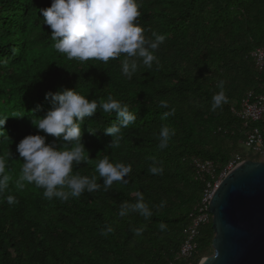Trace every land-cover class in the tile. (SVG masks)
Masks as SVG:
<instances>
[{"label": "trees", "instance_id": "trees-1", "mask_svg": "<svg viewBox=\"0 0 264 264\" xmlns=\"http://www.w3.org/2000/svg\"><path fill=\"white\" fill-rule=\"evenodd\" d=\"M51 3L0 0V118L9 117L0 128V156L11 176L0 195V264H199L212 247V217L199 228L191 258L177 255L206 185L216 182L240 151L242 126L231 109L248 92L264 97V71H257L250 56L264 47V0H138V23L145 36L156 32L166 39L154 53L158 63L141 66L131 79L122 74L119 59L79 62L56 51L50 26L43 24L39 12ZM219 80L226 81L228 103L212 111ZM50 88L58 89L52 93L78 90L98 103L96 115L86 117L82 126L91 160L74 165L73 173L95 175L103 184L95 165L107 155L113 163L131 165L127 183L114 182L108 191H85L66 202L47 200L43 189L32 184L23 190L15 187L23 163L17 152L20 141L29 135H43L47 143L56 140L37 133L28 122L52 108L45 95L43 108L35 111ZM109 95L137 117L122 129L117 149L109 147L113 137L103 131L117 118L99 107ZM161 101L169 107L161 108ZM173 108L174 116L161 119ZM25 123L31 126L23 131ZM164 125L176 134L160 150L157 137ZM263 125L264 119L256 124L260 130ZM153 159L163 167L162 175L149 172ZM195 160L210 162L213 176L200 179ZM138 192L153 216L118 218L120 204L135 203ZM8 195L18 203L9 205ZM161 201L166 206L158 208ZM109 225L114 231L102 235ZM142 225L143 235L136 236L132 229Z\"/></svg>", "mask_w": 264, "mask_h": 264}, {"label": "clouds", "instance_id": "clouds-1", "mask_svg": "<svg viewBox=\"0 0 264 264\" xmlns=\"http://www.w3.org/2000/svg\"><path fill=\"white\" fill-rule=\"evenodd\" d=\"M138 0H52L51 6L39 9L44 20L43 24L50 26L52 45L56 51L64 54L68 60L86 62L96 60L107 64L110 60L119 59L122 74L131 79L138 69L143 66L151 68L153 62L158 63L155 51L164 43L165 35L152 32L150 37L145 36L144 27L138 23L141 16ZM224 80H219V91L212 96L211 110L228 103L225 93ZM58 89H48L44 93L42 103H38L35 111L43 108L46 99H51L52 108L46 116L33 117L29 124L22 126L25 131L31 126L37 133H46L56 140L46 142L43 135H29L17 145V152L23 159L19 177L15 187L23 190L27 184L43 189V196L51 201L57 198L62 202L70 198H78L85 191L93 193L103 187L108 191L114 182L127 183L124 179L131 172V165L123 162H111L106 155L98 159L95 171L103 184L97 182V176H81L73 173V167L87 163L91 159L83 144L82 126L87 124L85 118L96 115L98 103L96 99L86 98L78 90L65 89L52 93ZM103 112L115 114L116 122L103 131L111 135L113 141L109 147L117 149L123 139L122 129L127 128L136 120V115L129 110L127 104L122 103L109 95L99 104ZM161 108H168L166 101H161ZM175 115V109L166 111L161 119L167 120ZM17 117V116H13ZM9 118V117H8ZM8 118H0L2 128ZM9 127L7 128L8 131ZM39 129V130H37ZM89 131L95 135L96 130ZM175 130L167 125L161 127L157 139L158 148L164 150L175 136ZM59 141V143H57ZM85 153H88L86 156ZM6 162L0 156V195L9 187L11 176L6 172ZM163 167L153 159L149 172L153 175H162ZM137 201L122 202L118 211V218H124L132 213L139 214L144 220L153 216V211L145 202L143 193L138 192ZM9 205L18 203L12 195L6 197ZM166 201H161L157 206L163 208ZM146 226L133 228L136 236H142ZM161 231L166 230L165 224H160ZM112 226H106L102 235L107 236L113 232Z\"/></svg>", "mask_w": 264, "mask_h": 264}, {"label": "water", "instance_id": "water-1", "mask_svg": "<svg viewBox=\"0 0 264 264\" xmlns=\"http://www.w3.org/2000/svg\"><path fill=\"white\" fill-rule=\"evenodd\" d=\"M213 256L199 264H264V163L242 161L209 205Z\"/></svg>", "mask_w": 264, "mask_h": 264}, {"label": "built area", "instance_id": "built-area-1", "mask_svg": "<svg viewBox=\"0 0 264 264\" xmlns=\"http://www.w3.org/2000/svg\"><path fill=\"white\" fill-rule=\"evenodd\" d=\"M250 56L254 61L257 71L262 73L264 71V47L254 49ZM231 111L241 122L243 132L242 146L250 154H263L264 138L260 128L256 124L264 119V97L254 92H248L242 97L238 107H233ZM241 162L242 159L239 155L234 156L216 182L206 185L202 200L191 215V224L186 230V238L180 248L177 259H189L197 249L196 239L199 228L208 224L212 217L209 213V205L214 191L225 176ZM194 166L200 179H203L204 175L211 177L214 174V168L210 162L195 160Z\"/></svg>", "mask_w": 264, "mask_h": 264}, {"label": "rangeland", "instance_id": "rangeland-1", "mask_svg": "<svg viewBox=\"0 0 264 264\" xmlns=\"http://www.w3.org/2000/svg\"><path fill=\"white\" fill-rule=\"evenodd\" d=\"M262 133H264V125L261 127ZM239 155L241 157V159H245L243 161H254V162H263L264 163V153L263 154H258V155H254V154H250L243 146L242 144L240 145V151L239 153L235 154L234 156ZM251 156V157H250ZM213 248L211 247L210 249H208V251L206 252V254L204 255V257L201 259V261L205 258L211 257L213 256ZM200 261V262H201Z\"/></svg>", "mask_w": 264, "mask_h": 264}]
</instances>
